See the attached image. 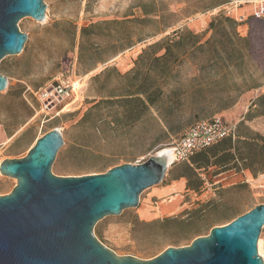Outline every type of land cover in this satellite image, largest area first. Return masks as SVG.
<instances>
[{"label": "rangeland", "instance_id": "1", "mask_svg": "<svg viewBox=\"0 0 264 264\" xmlns=\"http://www.w3.org/2000/svg\"><path fill=\"white\" fill-rule=\"evenodd\" d=\"M153 1L163 2L180 19L163 32L120 49L116 39L118 32L125 31L134 38L138 24L132 19L142 16L141 4ZM44 2L45 19L36 21L24 16L17 22L19 29L27 34L22 50L0 60V73L7 78L5 89L0 91V162L5 158L25 156L36 139L52 128L60 129L64 137V144L51 167L52 172L60 176L100 173L124 162H143L150 155L169 149L188 126L177 133L167 131L153 108L149 110L151 117L132 124L125 116L127 112H136L133 106H118L119 121L112 133H106L108 126L100 124L103 132L99 134L91 116L85 120L81 118L100 96L119 94L129 87L134 80L131 71L135 60L147 44L183 26L202 34V40L208 38L212 34L209 22L220 14L214 11L215 7L198 10L196 0H92L90 4L87 0ZM237 12L249 13V6H242ZM249 18L247 16L244 20L240 35L252 38L254 58L264 70V23ZM123 20L128 22H121ZM103 21L112 23L92 29L84 38L88 48L86 57H79L80 28ZM94 47L98 50H92ZM93 59L99 61L89 68ZM188 66L187 63L183 65V75L191 72ZM150 68V65L142 66L138 78L150 73ZM56 80L75 82V92L57 110L42 111L34 93ZM263 92L264 83L243 92L232 107L216 114L235 123L237 135L241 130H248L264 137V113H256L258 107H250ZM100 111L106 115L107 105H103ZM174 165L179 168V163L170 164L161 184L174 180L172 177L178 170L168 174ZM213 170V166L201 170L205 181L199 192L181 189L154 196L145 202L143 197L148 188L145 189L136 207L125 208L118 215H107L98 220L94 226L95 235L120 255L149 259L167 247L187 245L190 239L186 237V229L178 224L147 222L180 216L201 203L212 201L215 205L208 208L205 218L195 225L200 235H205L211 224L227 223L237 214L264 202V170L256 175L250 172L242 178L235 174L240 171L214 174ZM15 184V178L0 173V195L9 193ZM141 212L149 219L142 218Z\"/></svg>", "mask_w": 264, "mask_h": 264}, {"label": "water", "instance_id": "2", "mask_svg": "<svg viewBox=\"0 0 264 264\" xmlns=\"http://www.w3.org/2000/svg\"><path fill=\"white\" fill-rule=\"evenodd\" d=\"M45 9L44 0H0V60L24 46L27 34L18 20L41 21ZM6 85L0 73V91ZM63 144L61 130L52 128L25 156L0 162V173L16 179L12 190L0 195V264H264L257 251L264 202L152 258L116 253L97 238L95 224L136 207L140 194L162 181L170 162L156 152L104 172L60 176L51 167Z\"/></svg>", "mask_w": 264, "mask_h": 264}, {"label": "trees", "instance_id": "3", "mask_svg": "<svg viewBox=\"0 0 264 264\" xmlns=\"http://www.w3.org/2000/svg\"><path fill=\"white\" fill-rule=\"evenodd\" d=\"M91 1L87 0V4ZM226 1L228 0H196V3L198 10H209ZM140 7L142 16L132 19L138 24L134 38L125 31L118 32L116 39L120 49L161 33L180 19L163 2L143 3ZM249 19L264 23V20L252 16ZM109 23L112 22H95L80 28L79 57H86L85 52L88 51L84 38L94 27ZM236 26L237 22L232 17L220 13L209 22L212 34L205 40H202V34L183 26L147 44L135 60V67L131 71L134 80L129 87L119 94L100 96L81 119L91 116L99 134L103 132L99 128L100 124H106V133H112L117 129L119 121L117 107L131 104L136 112H127L125 117L132 124L151 117L149 110L153 108L166 130L177 133L197 120L232 107L243 92L264 83V70L253 55L252 38L238 34ZM92 50L97 51L98 47ZM98 61L91 60L89 68ZM185 63L191 69L187 75L182 74ZM145 65L151 66V72H146L139 79L142 66ZM103 105H107L106 115L100 111ZM253 106L258 107L255 109L256 113H264V92L251 103L250 107ZM177 163L179 168L174 165L168 170V174H174L177 169L178 172L172 179L184 177L185 188L196 192L201 190L205 181L201 170L212 166L214 174L247 169L256 175L264 170V137L257 132L241 130L235 139L226 137L194 153L188 160L172 164ZM214 205L212 201L201 203L180 216H168L147 224H178L186 229V237L191 242L201 234L195 225L205 218L206 210ZM211 227L213 224L208 226V231Z\"/></svg>", "mask_w": 264, "mask_h": 264}, {"label": "built area", "instance_id": "4", "mask_svg": "<svg viewBox=\"0 0 264 264\" xmlns=\"http://www.w3.org/2000/svg\"><path fill=\"white\" fill-rule=\"evenodd\" d=\"M242 6H249V13L237 12ZM214 11L232 17L236 22V30L241 34L242 24L247 16L264 20V0H228L214 8ZM75 82L56 80L39 88L34 94L40 102L42 111L57 110L75 92ZM28 90L32 91L29 87ZM236 124L229 122L219 114L195 121L169 147L171 162L186 161L194 153L208 148L226 138H236ZM264 181V171L262 173ZM257 251L264 262V226L257 240Z\"/></svg>", "mask_w": 264, "mask_h": 264}, {"label": "crops", "instance_id": "5", "mask_svg": "<svg viewBox=\"0 0 264 264\" xmlns=\"http://www.w3.org/2000/svg\"><path fill=\"white\" fill-rule=\"evenodd\" d=\"M248 173H250V171L245 169V170H242V171L235 173V174L238 177L240 176V178H242L244 176H247ZM185 182H186V180L183 177H180L179 179L171 180L170 182H167V183L161 184V182H160V184L153 185L146 190V192H145L146 195H145V197H143V200L145 202H147L150 198H152L154 196H160L163 194H171V193L175 192L176 190H181V189L188 192L189 190H187L185 188ZM172 200H173V198H172ZM172 208L173 207H170V209H172ZM141 213H143V214H140V215H143V216H141L142 218L149 219L148 216H145L144 212H141ZM169 213H173V211H169Z\"/></svg>", "mask_w": 264, "mask_h": 264}, {"label": "bare ground", "instance_id": "6", "mask_svg": "<svg viewBox=\"0 0 264 264\" xmlns=\"http://www.w3.org/2000/svg\"><path fill=\"white\" fill-rule=\"evenodd\" d=\"M160 156L164 157L166 159L167 162H171V153H170V149H163L160 150L159 152H157Z\"/></svg>", "mask_w": 264, "mask_h": 264}]
</instances>
